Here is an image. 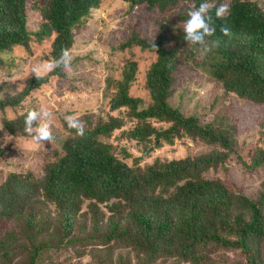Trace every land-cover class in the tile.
I'll use <instances>...</instances> for the list:
<instances>
[{
    "label": "trees",
    "instance_id": "trees-1",
    "mask_svg": "<svg viewBox=\"0 0 264 264\" xmlns=\"http://www.w3.org/2000/svg\"><path fill=\"white\" fill-rule=\"evenodd\" d=\"M102 1L0 0L5 135L28 136L24 117L42 107L38 91L52 82L76 89L73 74L60 69L12 81L17 65L10 53L49 38L39 62L59 58L77 28L95 29L83 14ZM120 1L126 15L141 8L152 16V38L127 25L101 67L102 102L58 111L60 137L39 153V171L11 170L0 180V264H264V178L245 193L207 176L226 171L230 161L247 175L264 167V140L243 157L231 132L215 126L235 127L231 104L240 101L264 134V0H226L223 19L215 18L214 6L216 32L207 39L221 44L207 55L185 40L180 26L205 0ZM221 25L230 37L222 36ZM93 53L71 55L73 73L84 60L99 62ZM183 71L193 76L181 85ZM207 88L201 102L199 92ZM67 115L84 122L83 138L68 128ZM121 129L143 152L181 140L201 148L149 163H142V153L127 163L110 143Z\"/></svg>",
    "mask_w": 264,
    "mask_h": 264
},
{
    "label": "rangeland",
    "instance_id": "rangeland-1",
    "mask_svg": "<svg viewBox=\"0 0 264 264\" xmlns=\"http://www.w3.org/2000/svg\"><path fill=\"white\" fill-rule=\"evenodd\" d=\"M83 15L86 19L85 24H92L95 29L86 31L77 28L70 42L71 55L91 51L94 52L92 55H97L100 61L84 60L83 65H77V70L80 71L73 73L76 89L71 93L59 82H52L51 87L37 92L42 103L41 106L52 113L51 127L56 137H60V126L56 115L58 111L73 110L77 112L83 106L102 102L101 86L104 72L101 67L104 62L106 64L107 51L114 39L126 35L125 27L127 25L134 27L149 38H152V32L156 29L152 16H148V13L141 8L126 15L125 3L120 0H103L98 7H93L91 11H87ZM48 42L49 38H42L39 42L33 43L29 50L15 47L8 58H12L16 63L17 66L11 70L17 73L8 78L12 81H22L26 74L32 72L34 65L41 64L39 57L48 50ZM189 73L192 77V72L188 71L179 74V84L182 85L186 81ZM191 82L193 83V81ZM209 91L207 88L199 92L201 102L206 101ZM231 105V113L237 119L235 127H227L221 123H216L215 126L219 131L231 132L239 144V153L243 157H247L249 151L262 144L264 134L255 128L247 104L233 101ZM211 117L212 113H207L205 119L209 120ZM110 143L113 146V152L127 163H130L133 157L142 154L144 149L143 145L128 137L125 129L115 132L110 138ZM48 145L51 144H34L29 136L11 138L0 130V148L5 150L6 154V158L4 155L0 157V180L11 170L38 172L41 164L39 153ZM186 147L201 148L200 144L189 140L176 141L172 145H165L159 149L151 147L143 155L142 163H149L156 156L161 158L180 157L186 152ZM225 166L226 171L216 175L209 173L207 176L228 180L245 193L255 190L258 180L264 178V167L252 175H247L241 172L238 165L232 161L226 162Z\"/></svg>",
    "mask_w": 264,
    "mask_h": 264
},
{
    "label": "clouds",
    "instance_id": "clouds-1",
    "mask_svg": "<svg viewBox=\"0 0 264 264\" xmlns=\"http://www.w3.org/2000/svg\"><path fill=\"white\" fill-rule=\"evenodd\" d=\"M214 6L216 19H223L230 11V6L227 2L214 5L212 0H205L199 7H194L188 11V18L180 25L183 28L185 40L192 45L200 46L204 55L218 49L221 44L219 39L213 41L207 39L214 36L216 32L215 21L213 16L209 14ZM219 31L224 37L232 35L230 28L226 25H221ZM56 69H60L69 76L73 74L70 49L62 48L59 58L34 65L32 73L38 77L42 72H52ZM51 118L52 113L45 107L27 111L24 117V132L31 137L34 144H53L56 142V137L51 127ZM64 119L68 128L75 130L77 136L81 138L85 136L86 126L84 122L72 115H67Z\"/></svg>",
    "mask_w": 264,
    "mask_h": 264
},
{
    "label": "water",
    "instance_id": "water-1",
    "mask_svg": "<svg viewBox=\"0 0 264 264\" xmlns=\"http://www.w3.org/2000/svg\"><path fill=\"white\" fill-rule=\"evenodd\" d=\"M150 149H151V147H149L147 150H145V151L143 152V154H146Z\"/></svg>",
    "mask_w": 264,
    "mask_h": 264
}]
</instances>
